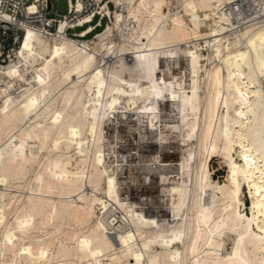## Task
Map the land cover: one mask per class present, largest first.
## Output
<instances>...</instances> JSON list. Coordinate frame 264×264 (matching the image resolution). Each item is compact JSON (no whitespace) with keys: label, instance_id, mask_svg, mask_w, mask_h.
I'll list each match as a JSON object with an SVG mask.
<instances>
[{"label":"bare ground","instance_id":"1","mask_svg":"<svg viewBox=\"0 0 264 264\" xmlns=\"http://www.w3.org/2000/svg\"><path fill=\"white\" fill-rule=\"evenodd\" d=\"M107 1L95 38L27 29L0 62V264H264V22Z\"/></svg>","mask_w":264,"mask_h":264},{"label":"built area","instance_id":"2","mask_svg":"<svg viewBox=\"0 0 264 264\" xmlns=\"http://www.w3.org/2000/svg\"><path fill=\"white\" fill-rule=\"evenodd\" d=\"M80 1L84 9L78 12L72 7V3L77 5ZM104 2H107L110 9L112 3L107 0H102L101 3H97L96 0H68V14L60 18L51 16L54 9L52 0L51 10H49V0H0V38H2L0 62L5 63L10 53L20 48L27 29L37 32L44 38L53 39L58 37L59 27L63 22L66 37L77 40L95 38L100 33L98 30H103V22L110 18L102 14ZM239 6L240 9L235 8L234 14L237 22L242 21L240 22L242 26L245 25L243 20L248 16L264 22V0H258V3L253 0H242ZM89 15H92V20L86 23L84 19ZM78 29L81 31L77 32ZM84 34L86 35L83 36ZM133 176L138 180L142 179L143 182L142 171H134ZM152 179L155 180L156 177L152 176ZM149 184L150 182L146 181V185ZM149 200L147 202H150Z\"/></svg>","mask_w":264,"mask_h":264},{"label":"rangeland","instance_id":"3","mask_svg":"<svg viewBox=\"0 0 264 264\" xmlns=\"http://www.w3.org/2000/svg\"><path fill=\"white\" fill-rule=\"evenodd\" d=\"M52 3H53V5H54V9H53V11H52V13H51V16L52 17H56V16H59L60 18L61 17H63V16H65V15H67L68 14V0H52ZM114 5V4H113ZM112 4L110 5V9H111V11L112 12H114L115 11V9H114V7L115 6H113ZM113 17V16H112ZM111 17L109 18V19H106L104 22H103V27H105L106 26V24H108V23H111L110 21H111ZM113 20V19H112ZM79 31H81V29H78L77 30V32H79ZM99 31H101V30H98V32ZM91 37V36H90ZM89 37V38H90ZM0 41H2V38H0ZM6 44H7V42H6ZM6 58V57H5ZM6 61L8 62V60L6 59ZM124 131V132H123ZM127 131H128V133H129V130H128V128L126 127V129H122V130H120L119 129V136H120V138H122V139H124L125 137H126V135L128 136V134H127ZM126 132V133H125ZM120 133H122V134H120ZM124 136V137H123ZM136 137H137V139H139L138 138V136L136 135ZM125 141L126 140H128V139H124ZM127 143H129V144H127ZM123 144V143H122ZM134 145V142L133 141H131L130 140V138H129V140L128 141H126V143H124V145L126 146V148H134L132 145ZM174 145H176V144H174ZM134 159H136V163H137V159L138 158H134ZM133 159V160H134ZM138 161H139V159H138ZM210 169L213 171V179L216 181V182H221V183H223V182H225V180H226V178H227V168L223 165V166H221L220 165V160H219V158H216V157H214V158H211V160H210ZM158 196V193H156L155 194V197H157ZM160 201V200H159ZM245 203L249 206V204H250V200H249V197L246 195L245 196Z\"/></svg>","mask_w":264,"mask_h":264},{"label":"water","instance_id":"4","mask_svg":"<svg viewBox=\"0 0 264 264\" xmlns=\"http://www.w3.org/2000/svg\"><path fill=\"white\" fill-rule=\"evenodd\" d=\"M51 0H49V10H51Z\"/></svg>","mask_w":264,"mask_h":264},{"label":"snow or ice","instance_id":"5","mask_svg":"<svg viewBox=\"0 0 264 264\" xmlns=\"http://www.w3.org/2000/svg\"><path fill=\"white\" fill-rule=\"evenodd\" d=\"M245 160H247V157H245Z\"/></svg>","mask_w":264,"mask_h":264}]
</instances>
